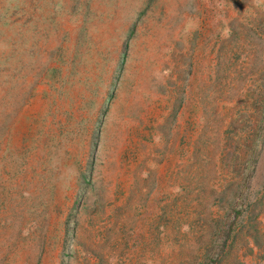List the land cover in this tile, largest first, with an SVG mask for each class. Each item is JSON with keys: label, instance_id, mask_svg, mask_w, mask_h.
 Segmentation results:
<instances>
[{"label": "rangeland", "instance_id": "obj_1", "mask_svg": "<svg viewBox=\"0 0 264 264\" xmlns=\"http://www.w3.org/2000/svg\"><path fill=\"white\" fill-rule=\"evenodd\" d=\"M0 264H264V0H0Z\"/></svg>", "mask_w": 264, "mask_h": 264}]
</instances>
